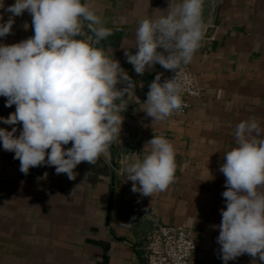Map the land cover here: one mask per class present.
<instances>
[{"label": "crops", "instance_id": "1", "mask_svg": "<svg viewBox=\"0 0 264 264\" xmlns=\"http://www.w3.org/2000/svg\"><path fill=\"white\" fill-rule=\"evenodd\" d=\"M82 2L112 29V35L96 46L119 60L137 82L135 93L122 102L121 134L108 155L100 156L95 165L80 163L74 169L75 180L46 165L23 174L14 152L5 151L0 142V264H147L156 220L193 230L198 244L193 264H224L216 240L220 209L226 208L225 177L219 171L223 153L236 147L234 132L241 121L254 119L264 130V0L217 1L214 36L202 39L189 63L203 97L192 102L186 116L153 123L141 109L150 83L163 67L156 64L137 75L124 49L135 54L139 21L163 15L170 0ZM3 3L7 7L15 0ZM0 13V23L6 22L10 14L3 9ZM14 21L11 34L0 37V44L34 35L27 11ZM5 104L0 96V117L7 118L15 105ZM12 127L18 136L22 124L0 123V128ZM154 134L173 143L177 169L166 191L145 197L131 191L124 170L148 154L150 146L145 144ZM228 264H253V258L244 254ZM255 264H261L259 257Z\"/></svg>", "mask_w": 264, "mask_h": 264}, {"label": "clouds", "instance_id": "2", "mask_svg": "<svg viewBox=\"0 0 264 264\" xmlns=\"http://www.w3.org/2000/svg\"><path fill=\"white\" fill-rule=\"evenodd\" d=\"M203 6L204 0H170L163 15L139 21L135 54L124 49L137 75L156 64L174 73L163 82L158 73L149 85L141 111L152 123L182 110L181 65L191 63L201 47ZM0 9L10 14L0 23V37L11 34L14 18L25 11L34 32L21 42L0 44V96L6 98V107L15 105V112L0 117V123L22 124L18 136L16 127L0 128L3 149L14 152L25 175L46 165L75 180L80 163L95 165L120 137L122 102L135 93L137 82L119 60L96 46L112 29L82 0H15L7 7L0 0ZM234 137L236 147L223 153L219 168L226 189V208L220 209L217 226L220 258L228 264L248 254L253 264L256 257L264 264V130L249 119L236 125ZM145 146H150L148 154L126 165L125 182H132L133 193L151 197L175 181L177 153L162 135L154 134Z\"/></svg>", "mask_w": 264, "mask_h": 264}, {"label": "built area", "instance_id": "3", "mask_svg": "<svg viewBox=\"0 0 264 264\" xmlns=\"http://www.w3.org/2000/svg\"><path fill=\"white\" fill-rule=\"evenodd\" d=\"M173 76L172 71L163 68L161 82ZM181 77L183 107L171 115L173 118L186 116L192 102L203 97L198 78L191 72L189 64L181 65ZM147 249V264H193L198 244L193 230L186 225L167 226L156 220L155 231L148 241Z\"/></svg>", "mask_w": 264, "mask_h": 264}, {"label": "water", "instance_id": "4", "mask_svg": "<svg viewBox=\"0 0 264 264\" xmlns=\"http://www.w3.org/2000/svg\"><path fill=\"white\" fill-rule=\"evenodd\" d=\"M218 0H204L203 19L205 22V30L203 39H212L215 27L213 26V13Z\"/></svg>", "mask_w": 264, "mask_h": 264}]
</instances>
